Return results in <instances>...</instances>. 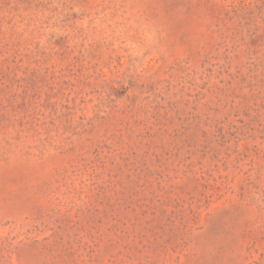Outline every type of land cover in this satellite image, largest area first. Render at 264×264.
Segmentation results:
<instances>
[{"label":"rangeland","instance_id":"374dc122","mask_svg":"<svg viewBox=\"0 0 264 264\" xmlns=\"http://www.w3.org/2000/svg\"><path fill=\"white\" fill-rule=\"evenodd\" d=\"M0 264H264V0H0Z\"/></svg>","mask_w":264,"mask_h":264}]
</instances>
